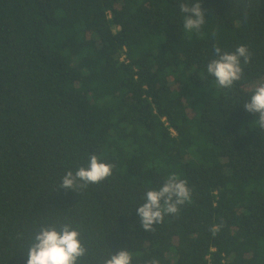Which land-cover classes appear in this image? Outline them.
Instances as JSON below:
<instances>
[{
  "label": "trees",
  "instance_id": "trees-1",
  "mask_svg": "<svg viewBox=\"0 0 264 264\" xmlns=\"http://www.w3.org/2000/svg\"><path fill=\"white\" fill-rule=\"evenodd\" d=\"M181 2L0 0V264H25L57 216L132 264H264V129L244 108L264 82V0H199L192 32ZM217 45L252 54L231 89L206 73ZM91 154L112 175L57 188ZM173 173L191 201L146 231L136 208Z\"/></svg>",
  "mask_w": 264,
  "mask_h": 264
},
{
  "label": "clouds",
  "instance_id": "clouds-1",
  "mask_svg": "<svg viewBox=\"0 0 264 264\" xmlns=\"http://www.w3.org/2000/svg\"><path fill=\"white\" fill-rule=\"evenodd\" d=\"M180 11L184 14L183 27L188 32L198 31L205 23V17L199 0L191 3L181 2ZM215 35V34H213ZM216 58L206 65V73L215 77L216 84L223 89H231L243 76V65L251 61V52L246 45H237L234 51H222L214 47ZM244 108L250 113L258 114L252 123L264 129V82L255 86ZM115 165L104 162L97 154H91L87 166H80L75 171L68 170L62 176L57 188L65 191L80 192L91 184H99L112 175ZM136 213L141 227L153 232L154 225L163 222L166 214L175 215L180 207L191 201V189L187 181L170 174L158 189L145 191ZM218 231V228L214 229ZM25 264H132L133 253L127 249L113 254H98L83 236L78 223L67 217L57 216L54 220L41 222L29 234L26 247ZM146 264H159L156 259Z\"/></svg>",
  "mask_w": 264,
  "mask_h": 264
}]
</instances>
